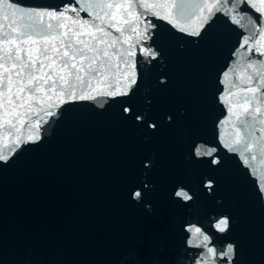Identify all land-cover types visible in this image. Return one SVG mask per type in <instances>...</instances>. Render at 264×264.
<instances>
[{
  "label": "water",
  "instance_id": "obj_1",
  "mask_svg": "<svg viewBox=\"0 0 264 264\" xmlns=\"http://www.w3.org/2000/svg\"><path fill=\"white\" fill-rule=\"evenodd\" d=\"M81 18L92 20L87 11ZM149 19L158 27L147 44L158 54L146 57L140 51L146 45L137 46L132 92L80 101L87 263L264 264V193L253 174L259 156L245 165L220 141L221 133L225 139L232 133L230 124H220L228 112L219 95L223 72L239 59L231 55L235 33L218 21L202 37L189 36ZM113 63L107 80L115 87L117 68L128 69ZM106 83L101 78L93 86ZM212 148L213 157L197 154ZM137 190L142 200L132 198ZM181 190L191 199L177 197ZM220 219L228 220L225 232L215 227ZM191 227L209 235L215 258L195 247ZM228 246L233 253L224 257Z\"/></svg>",
  "mask_w": 264,
  "mask_h": 264
},
{
  "label": "snow or ice",
  "instance_id": "obj_2",
  "mask_svg": "<svg viewBox=\"0 0 264 264\" xmlns=\"http://www.w3.org/2000/svg\"><path fill=\"white\" fill-rule=\"evenodd\" d=\"M81 11H87L92 20L82 19ZM0 13L5 19L12 18L6 29L0 25L4 29L0 35V128L8 127L5 135H10L11 130L17 133L11 144L0 151V161L7 162L20 148L21 127L29 129L25 143L40 139L41 124L38 120H25L28 113L43 111L53 117L57 112L52 109L66 103L128 96L137 82V46L146 45L140 48L146 57L155 58L158 54L147 44L153 38L152 30L158 27L149 17L196 37H202L219 21L227 32L235 33L231 55L239 57L233 68L223 72L220 81L225 88L219 100L228 112L220 124L227 123L232 128L227 139L220 134V141L229 152H238L245 165L256 162L259 156L253 174L258 173L264 193V59L253 58H264V0H70L61 8H25L0 0ZM112 29L119 36L113 35ZM113 61L128 69L121 72L117 68L115 77L119 79L115 80V87L107 80L111 69L117 66ZM230 72L234 79H230ZM101 78L106 86L94 87L93 81L99 84ZM233 96L234 101L229 99ZM45 103L47 109L42 107ZM216 151L198 150L197 154L213 157ZM219 162L216 158L211 161ZM131 195L135 200L143 197L140 190ZM175 195L191 199L182 190ZM215 227L225 232L228 220L220 219ZM188 231L193 240H199L195 247L205 248L209 258L217 256L218 250L209 246L210 237L201 228L191 227ZM232 253L233 247L228 246L222 255L229 257ZM154 264L161 262L156 260Z\"/></svg>",
  "mask_w": 264,
  "mask_h": 264
}]
</instances>
